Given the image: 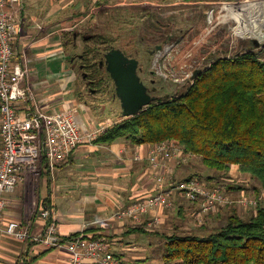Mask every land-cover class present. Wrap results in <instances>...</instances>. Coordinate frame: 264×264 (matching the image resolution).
Returning a JSON list of instances; mask_svg holds the SVG:
<instances>
[{"label":"rangeland","instance_id":"374dc122","mask_svg":"<svg viewBox=\"0 0 264 264\" xmlns=\"http://www.w3.org/2000/svg\"><path fill=\"white\" fill-rule=\"evenodd\" d=\"M65 3L68 73L73 79L69 89L75 93L66 98L73 104H84L86 101L90 110L82 105L78 110L76 107H65L64 97L55 101L62 102L58 103L59 111L67 108L75 110L87 130L110 127L126 119L122 116L113 80L104 64L97 71V78L103 82V87L96 95L89 93L81 80V73L69 64L70 57L84 54L87 47L92 49L87 59L94 63L100 64L104 55L112 49H119L127 57L136 59L140 68L138 76L156 100L175 96L192 84L193 72L210 66V57L232 58L251 48L256 56L264 60V0H66ZM84 36L91 40L99 37L101 40L98 42L102 43L95 45L89 38L84 40ZM185 36L186 40H181L183 43L179 44L177 40ZM158 46L160 49H157ZM176 48L179 60L191 53L200 57V63L190 77H186L184 71L175 77L167 66L170 63L167 53L171 49L176 52ZM182 52L184 55L180 54ZM175 163L177 182L193 177L199 178L200 181L197 180L205 186L214 184L245 219L253 211L249 205L254 204L250 203L264 199V191L257 192L259 183L250 175L241 174L237 167L226 174L218 173L207 169L199 158L181 154L176 161L169 162L168 170ZM207 177H212V180ZM197 210V204L174 197L172 206L163 209L159 226L148 229L145 223L149 216H146L138 225L130 222L125 227L121 223L104 236L109 237L112 250H118L130 263L164 264L161 253L166 236L193 234L205 237L225 225L230 212V209L224 208L208 216H199ZM135 227L143 228L146 233L130 234L129 231Z\"/></svg>","mask_w":264,"mask_h":264},{"label":"trees","instance_id":"16d2710c","mask_svg":"<svg viewBox=\"0 0 264 264\" xmlns=\"http://www.w3.org/2000/svg\"><path fill=\"white\" fill-rule=\"evenodd\" d=\"M99 39L89 38L95 45L102 43ZM90 52L87 47L83 54L89 66ZM214 57L177 95L155 100L139 114L107 127L93 142L152 147L174 141L183 155L199 158L207 169L226 174L236 166L259 183L258 193L264 191V60L251 48L232 58ZM98 67L99 62L87 71L95 76ZM214 186L209 183L205 188ZM249 206L253 211L245 219L230 203L220 205L217 211L230 209L226 224L205 237L166 236L164 264H264V199ZM133 232L146 233L140 227L129 231Z\"/></svg>","mask_w":264,"mask_h":264},{"label":"crops","instance_id":"0c3cea01","mask_svg":"<svg viewBox=\"0 0 264 264\" xmlns=\"http://www.w3.org/2000/svg\"><path fill=\"white\" fill-rule=\"evenodd\" d=\"M65 1L21 0L15 13V21L21 28L14 43L16 59L29 70L23 86L28 85L34 93V101L19 106L21 114L33 105L47 112L59 111L58 103L62 102L55 100L61 97H64L65 107L78 110L82 105L90 110L85 102L73 104L68 99L75 93L69 89L73 79L68 73ZM150 150L149 145L134 146L125 141L110 145L99 142L80 145L52 172H43L38 179L28 175L14 192L6 194L5 218L31 221L34 232L41 233L44 223L38 220L39 211L48 204L58 233L66 238L80 233L105 235L121 223L127 227L128 223L133 224L131 220L114 217L118 208L138 203L158 188L150 176ZM176 164L172 181L178 176ZM234 168L236 166H232L231 171ZM113 251L122 256L118 250ZM0 264H68V254L64 249L47 250L1 234Z\"/></svg>","mask_w":264,"mask_h":264},{"label":"built area","instance_id":"2783aa9c","mask_svg":"<svg viewBox=\"0 0 264 264\" xmlns=\"http://www.w3.org/2000/svg\"><path fill=\"white\" fill-rule=\"evenodd\" d=\"M20 4L21 0H0V235L45 249H64L68 264H132L114 252L109 237L101 233H80L71 238L60 235L49 209L39 211L38 220L44 223L41 233L34 232L31 221L5 218L6 194L14 192L28 175L38 179L43 172H52L80 145L93 142L107 128L85 129L77 112L69 108L47 112L33 105L24 113L19 112L21 104L34 101L33 91L28 85L23 86L29 70L16 59L14 49L21 32L15 21ZM181 154L174 141L152 146L148 162L157 191L138 203L119 208L114 217L138 225L149 215L146 227L151 229L159 226L163 209L172 206L174 197L191 203L200 200L199 216L227 204V196L217 187L207 189L196 179L171 180L173 168L168 170L166 163L176 161Z\"/></svg>","mask_w":264,"mask_h":264},{"label":"water","instance_id":"95a60500","mask_svg":"<svg viewBox=\"0 0 264 264\" xmlns=\"http://www.w3.org/2000/svg\"><path fill=\"white\" fill-rule=\"evenodd\" d=\"M157 49H160V46ZM103 64L113 80L124 118L139 114L156 100V97L148 93L138 76L139 68L136 59L127 57L119 49H112L100 61V66ZM201 73V69L195 70L191 79H196Z\"/></svg>","mask_w":264,"mask_h":264},{"label":"flooded vegetation","instance_id":"af4514ba","mask_svg":"<svg viewBox=\"0 0 264 264\" xmlns=\"http://www.w3.org/2000/svg\"><path fill=\"white\" fill-rule=\"evenodd\" d=\"M87 38L88 37H86V36L83 37V39H87ZM84 57L85 56L83 54H79L75 57L74 56L70 57L69 64L71 65V67L77 68L78 71L81 73V77H82L81 80L84 82L86 89L89 91V93L96 95L97 92L102 89L103 82L100 81V79H98V78H94L95 76L97 77V75H98L97 72L95 73V76H93V75H91V72L87 71L88 70L87 67H91V66L93 69L92 68H90V69L93 71L95 63L92 62L91 65L89 66L88 64H86ZM98 69H102V66H100V64H99ZM101 83H102V86H101ZM147 91L150 93L149 90H147ZM85 104L88 105V103L86 101H85Z\"/></svg>","mask_w":264,"mask_h":264},{"label":"bare ground","instance_id":"6f19581e","mask_svg":"<svg viewBox=\"0 0 264 264\" xmlns=\"http://www.w3.org/2000/svg\"><path fill=\"white\" fill-rule=\"evenodd\" d=\"M186 36L184 38L178 39L177 42L179 44L183 43V41H181V40H186ZM176 52H172V49L170 50V52L168 51L166 57L168 59V62H170L169 63L170 65L168 64L167 66L169 67L170 71L173 73V75L175 77L176 76H179V73L180 72H183V71H184V74H185L186 77L187 76L190 77V75L192 74L193 69L200 63V57H194V56H192V55H197V53H191L189 55H184V53L182 52L180 54H183L184 55L182 57L183 59L179 60L178 57L176 56L178 54V48H176ZM176 61H177V63H176ZM175 65L176 66L178 65V67L175 68L176 67Z\"/></svg>","mask_w":264,"mask_h":264}]
</instances>
